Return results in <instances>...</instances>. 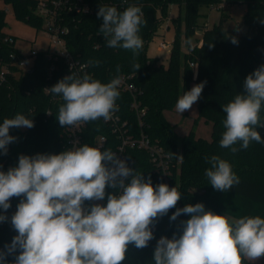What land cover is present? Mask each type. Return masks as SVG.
I'll list each match as a JSON object with an SVG mask.
<instances>
[{"label":"trees","instance_id":"16d2710c","mask_svg":"<svg viewBox=\"0 0 264 264\" xmlns=\"http://www.w3.org/2000/svg\"><path fill=\"white\" fill-rule=\"evenodd\" d=\"M10 5L17 19L42 27V18L35 12V0H2ZM72 6L86 4L91 10H62L60 22L67 31L64 40L73 55L88 64L94 79L108 83L120 75H131L133 83L141 90L140 101L146 108L144 123L146 134L160 144L171 156L175 168L174 182L182 193L175 208L156 218L151 229L154 238L148 246L137 249L134 244L128 246L122 264H154L153 253L157 241L166 236L169 239L182 234V221L190 218L181 214L175 221L170 217L177 208L186 205L203 203L206 211L233 218L244 216H260L264 218V143L252 142L247 149L233 153L230 148H221L219 142L225 130L223 121L226 114L222 107L231 102L237 94L244 92L245 78L261 65H264V0H68ZM139 6L146 23L141 27L140 35L143 47L138 55L123 48H110L99 28L102 18L97 17L100 6H114L123 12L128 6ZM226 6H244L243 24L246 31L239 35L228 32L221 16L218 24L206 29L201 38H194L200 8H220ZM176 6L178 13L174 31V40L168 62L147 56V46L158 35L159 22L169 14L170 7ZM6 11L0 8V32L6 26ZM183 23V31L181 24ZM235 38L237 41L233 43ZM194 42V44H192ZM187 52L182 51V47ZM193 46V48H191ZM11 46L0 44V57H6ZM89 61H99L93 66ZM190 63H194L192 68ZM60 62L54 61L44 53H39L33 69L19 78H10L9 83L0 90V124L5 118H14L23 114L34 122V127L11 128L9 135L15 140L7 146L4 154L0 150V171L7 172L18 166L20 155L60 154L69 149L67 127H62L57 119L59 107L64 102L61 96L51 94L47 89L65 77L64 71L56 69ZM139 64L140 69L133 67ZM120 66L119 73L116 71ZM51 67L54 70L51 71ZM206 82L202 94L197 101L198 117L211 123L212 132L209 140L196 137L193 131L179 137L175 125L171 124L167 114L175 110L177 100L189 91L191 83L197 85ZM128 94L120 92L116 103L122 119L127 120L135 131L136 116L129 108ZM50 113V114H48ZM264 120V107L261 110ZM261 138L264 132L257 129ZM103 136L105 143L101 150H115L119 144L117 136L108 123L101 118L85 123L79 145L87 143L95 147L96 138ZM219 156L230 163L233 172L239 177V184L227 192L215 190L210 184L206 170L211 167L205 157ZM183 157V158H180ZM127 165L136 169L147 179L151 178L157 185L152 174L148 155L144 151L129 150ZM178 174V175H177ZM130 179V178H129ZM113 189L106 188V193ZM23 197L10 198L11 207L0 214L7 220L0 222V252H6L18 235L11 225V217ZM94 204L106 206L104 200L86 201L84 206L89 209ZM18 254V253H17ZM7 264H13L14 256H6ZM247 264V262H245Z\"/></svg>","mask_w":264,"mask_h":264},{"label":"clouds","instance_id":"9594fccd","mask_svg":"<svg viewBox=\"0 0 264 264\" xmlns=\"http://www.w3.org/2000/svg\"><path fill=\"white\" fill-rule=\"evenodd\" d=\"M142 9L130 5L123 12L114 6H100L99 33L110 48L131 50L138 55L143 47L141 27L146 23ZM233 43L237 41L235 38ZM98 66L99 61H89ZM134 68L140 69L139 64ZM116 71L119 73L120 66ZM206 82L194 85L177 100L176 111L183 113L200 98ZM122 78L102 83L85 73L65 76L47 90L62 97L57 119L62 127H79L117 112ZM264 65L244 81V92L222 107L226 114L221 148L233 153L247 149L254 141L264 143L258 128L264 127ZM50 114V113H48ZM34 127L23 114L5 118L0 124V150L15 140L11 128ZM183 158V157H180ZM211 167L206 176L215 190L227 192L239 184L229 162L219 156L205 157ZM130 178V179H129ZM106 188L115 191L106 193ZM182 193L165 183L153 185L151 178L119 159L110 149L87 143L60 154L20 155L18 166L0 171V208L7 211L10 198L23 197L11 217L17 231L0 264L13 255V264H122L130 244L137 249L154 238L151 225L156 218L175 208ZM107 198L106 206L86 201ZM182 234L171 239L162 236L154 249V264H251L264 257V218H233L206 211L203 203L177 208L170 219L181 214ZM7 217L0 214V222ZM18 253V254H17Z\"/></svg>","mask_w":264,"mask_h":264},{"label":"built area","instance_id":"2783aa9c","mask_svg":"<svg viewBox=\"0 0 264 264\" xmlns=\"http://www.w3.org/2000/svg\"><path fill=\"white\" fill-rule=\"evenodd\" d=\"M36 10L35 12L42 18V30L45 32L49 39L46 50H33L28 53H23L20 48L16 46V38L6 32H0V44L4 43L11 46V51L6 57H0V90L9 83L10 78H19L21 75L29 73L34 65L36 57L39 53L46 54L49 58H53L54 61L60 62L56 69L63 70L64 75L68 76L74 73L78 76H82L87 73L92 76L89 70L88 64L83 62L79 56L73 55L66 46L64 40V34L67 28L60 22V14L62 10H76L90 11L91 9L86 5L72 6L68 0H35ZM172 43L162 41L159 44L160 50H166L172 48ZM193 48V46L191 47ZM170 54V51H169ZM192 68L195 67L194 63H190ZM54 67H51V71ZM122 78V84L119 91L128 94L130 98L129 108L136 116L137 128L134 131L127 120L122 119L119 110L115 112L112 119L104 121L109 124L112 132L117 136L119 144L116 149L113 150L116 156L128 163V151L140 150L144 151L148 157L152 168V174L156 178L157 184L165 183L170 188L176 186L174 182L173 170L175 164L171 156L164 150V148L153 141L146 134V126L144 123V117L146 114V108L142 106L140 97L141 90L133 83V77L131 75H120ZM119 109V108H118ZM85 124L79 127H67L66 133L68 137L69 149L78 146ZM260 130L264 132V127H260ZM105 138L99 136L96 138L95 147H103Z\"/></svg>","mask_w":264,"mask_h":264},{"label":"rangeland","instance_id":"374dc122","mask_svg":"<svg viewBox=\"0 0 264 264\" xmlns=\"http://www.w3.org/2000/svg\"><path fill=\"white\" fill-rule=\"evenodd\" d=\"M0 8L6 11V26L3 31L16 38V46L20 48L23 53H28L31 49H47L49 39L42 28H37L33 24L17 19L12 7L10 5H5L2 0H0ZM244 12L245 7L239 5H223L220 8H200V13L202 15L198 19V27L195 29L193 40L195 38L200 39L206 29L218 24L221 16L224 18V26L229 33L232 31L242 35L246 31V27L243 24ZM177 13L178 8L176 6H171L169 14L163 17L162 21L159 22L158 35L155 36L147 46V56L149 58L158 59L165 64L168 62L170 49L160 50L159 44L162 41L171 42L174 40L175 27L180 23H176ZM181 30L183 31V23L181 24ZM192 44H194V42H192ZM182 51L187 52V49L183 46ZM193 86L194 83H191L189 91ZM167 118L171 124L175 125L179 137L187 135L190 131H193L196 137L207 140L211 137L212 125L198 117L197 102L192 105L191 109L183 113L177 112L175 107L173 112L167 114ZM257 261L258 263L262 262V264H264V257H261Z\"/></svg>","mask_w":264,"mask_h":264},{"label":"crops","instance_id":"0c3cea01","mask_svg":"<svg viewBox=\"0 0 264 264\" xmlns=\"http://www.w3.org/2000/svg\"><path fill=\"white\" fill-rule=\"evenodd\" d=\"M257 263H258V261L251 262V264H257ZM258 264H262V262L261 263H258Z\"/></svg>","mask_w":264,"mask_h":264}]
</instances>
